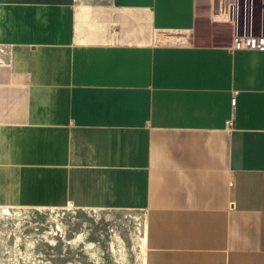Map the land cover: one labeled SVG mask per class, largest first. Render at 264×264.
<instances>
[{
  "label": "crops",
  "instance_id": "1",
  "mask_svg": "<svg viewBox=\"0 0 264 264\" xmlns=\"http://www.w3.org/2000/svg\"><path fill=\"white\" fill-rule=\"evenodd\" d=\"M214 1L0 0V206L129 212V264H264V49Z\"/></svg>",
  "mask_w": 264,
  "mask_h": 264
},
{
  "label": "rangeland",
  "instance_id": "2",
  "mask_svg": "<svg viewBox=\"0 0 264 264\" xmlns=\"http://www.w3.org/2000/svg\"><path fill=\"white\" fill-rule=\"evenodd\" d=\"M263 6L264 0H235L229 20L218 24L241 36L264 34ZM210 29L205 20L196 28ZM6 57L0 46V63ZM133 226L129 212L121 210L0 206V264H129L130 258L113 256L122 253L121 236Z\"/></svg>",
  "mask_w": 264,
  "mask_h": 264
},
{
  "label": "built area",
  "instance_id": "3",
  "mask_svg": "<svg viewBox=\"0 0 264 264\" xmlns=\"http://www.w3.org/2000/svg\"><path fill=\"white\" fill-rule=\"evenodd\" d=\"M235 2V0H220V10L217 14L223 12L230 13V7ZM226 17H220V22H223ZM236 42L238 45L247 46L250 48L264 49V34L252 35V36H237ZM236 102V98L233 99Z\"/></svg>",
  "mask_w": 264,
  "mask_h": 264
},
{
  "label": "water",
  "instance_id": "4",
  "mask_svg": "<svg viewBox=\"0 0 264 264\" xmlns=\"http://www.w3.org/2000/svg\"><path fill=\"white\" fill-rule=\"evenodd\" d=\"M214 10H215V12H219V10H220V0H215L214 1Z\"/></svg>",
  "mask_w": 264,
  "mask_h": 264
},
{
  "label": "bare ground",
  "instance_id": "5",
  "mask_svg": "<svg viewBox=\"0 0 264 264\" xmlns=\"http://www.w3.org/2000/svg\"><path fill=\"white\" fill-rule=\"evenodd\" d=\"M219 16L220 17L222 16V17L230 18V13L229 12L228 13L223 12V13L219 14ZM7 211H9V210L7 209ZM59 227L61 228V225H59Z\"/></svg>",
  "mask_w": 264,
  "mask_h": 264
}]
</instances>
